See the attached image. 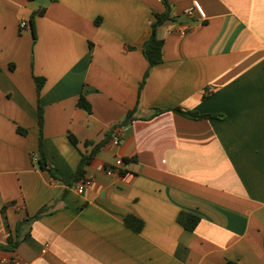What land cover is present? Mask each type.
Returning a JSON list of instances; mask_svg holds the SVG:
<instances>
[{"label":"crops","instance_id":"crops-1","mask_svg":"<svg viewBox=\"0 0 264 264\" xmlns=\"http://www.w3.org/2000/svg\"><path fill=\"white\" fill-rule=\"evenodd\" d=\"M168 1L178 18L157 29L163 61L149 69L143 46L162 0H0V243L104 143L85 167L91 187L68 188L0 264H264V0ZM194 1L206 20L186 15ZM35 76L46 79L42 146L58 179L38 165ZM119 158L123 176L107 175ZM183 212L200 218L194 231Z\"/></svg>","mask_w":264,"mask_h":264},{"label":"trees","instance_id":"trees-1","mask_svg":"<svg viewBox=\"0 0 264 264\" xmlns=\"http://www.w3.org/2000/svg\"><path fill=\"white\" fill-rule=\"evenodd\" d=\"M166 10L163 13H155L154 14V21L152 23V35L151 37L144 43L143 52L144 55L149 63V69L156 64H159L163 61V45L164 41L157 37V29L165 24L169 20H177L178 17L172 15V8L168 0H162ZM43 14V11H39L33 14L30 18V27L33 32L34 40H36V31H35V19L37 15ZM99 23V21H97ZM148 73L146 74L147 77ZM35 83L37 85V94H38V112H39V126H40V136H39V155H38V165L39 168L49 172L53 178L58 179L57 175L54 173L46 155L43 150L42 146V139H43V126H44V109L40 103V94L42 88L45 84L46 79L42 77H34ZM145 81L141 84L140 93L142 88L144 87ZM206 97V96H205ZM78 106L87 112H91V105L86 99L84 95H81L78 101ZM175 112L182 114L184 116H188L192 119H202V118H216L219 117L218 115H199L196 112H187L183 111L181 108L174 109ZM134 112L128 113L126 118L120 123L118 127H126L128 126L133 120ZM117 128V127H116ZM70 140L74 145H78V140L74 135H70ZM87 145L93 144L90 142L86 143ZM104 146V143H99L94 146L92 151L88 154H83V158L78 166L76 172L72 175L69 180H66L65 183L67 185V189L65 190L64 194L61 198L51 202L41 208L34 216H28L26 219L20 221L13 231L9 226H7L8 230V237L7 242L5 244L0 243V250L5 252H15L16 249L21 244L22 240L28 234L29 228L31 224L40 219L43 216H46L54 210V205L57 201H61L65 198L68 188H71L75 182H78L86 175L85 167L96 157L98 151ZM3 213L6 212V207L2 209ZM125 222L128 227H130L135 232H140L143 229L144 222L133 215H128L125 218ZM178 222L187 230L194 231L200 222V218L183 212L178 217ZM226 264H238L235 261L228 260Z\"/></svg>","mask_w":264,"mask_h":264},{"label":"built area","instance_id":"built-area-1","mask_svg":"<svg viewBox=\"0 0 264 264\" xmlns=\"http://www.w3.org/2000/svg\"><path fill=\"white\" fill-rule=\"evenodd\" d=\"M198 14L200 19L202 21L206 20L207 15L206 12L204 11L202 5L200 4L199 1H194L193 2V6L186 12V15L189 17L194 16V14ZM21 28L24 29L27 27V22L23 21L21 23ZM190 29L189 25H184L182 27V34H186V32H188ZM122 128H117L114 130L113 132V143L116 145H119L121 140H122ZM124 160L122 158H119L116 163L115 166H108V167H102V170L105 171V173L109 176H113V175H122V168L124 166ZM123 176V175H122ZM93 183V179L90 177H84L81 180H79L78 182H75L73 184V188L80 194L85 193L92 185ZM47 247L44 248L43 252H46ZM1 264H21L20 260L18 257H13L10 260H3L1 261Z\"/></svg>","mask_w":264,"mask_h":264}]
</instances>
